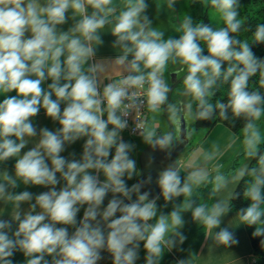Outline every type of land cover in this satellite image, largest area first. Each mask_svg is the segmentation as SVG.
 <instances>
[{
    "label": "clouds",
    "instance_id": "clouds-1",
    "mask_svg": "<svg viewBox=\"0 0 264 264\" xmlns=\"http://www.w3.org/2000/svg\"><path fill=\"white\" fill-rule=\"evenodd\" d=\"M176 2L166 0L164 6L171 9ZM208 3L222 27L194 24L185 15L179 38L165 39L162 30L151 26L146 0H123L117 15L113 0H0V162L15 159L14 174L0 171V204L11 206L10 219L0 218V264H17V253L24 257L21 264H100L105 253L111 264H137L141 244L144 264H161L165 249L186 240L182 213L189 210L217 244L239 245L235 232L221 227L231 211L227 201L192 207L193 185L206 181V171L195 170L182 180L179 169L169 164L159 173L164 201L185 197L168 213L160 211L159 197L149 199L150 192L142 191L151 177L127 183L137 175V161L130 156L134 145L121 134L140 92L150 112L166 106L169 119H182L177 106L169 103L170 85L164 79L170 61L186 66L183 94L198 102L197 119H211L218 109L223 120L229 110L244 120V153L256 163L237 173V179L252 176L244 192L250 203L237 215L241 224L254 227L253 237H264V136L257 123L264 117V94L249 90L257 74L264 88V59L252 50L253 44L264 43V22L256 24L251 42L237 39L233 34L245 23L240 0ZM69 10L74 23L63 30L58 26L67 23ZM109 24L113 47L121 50L114 65L129 74L101 90L107 68L94 57L103 44L101 30ZM220 79L229 84L227 102L210 103V90ZM42 109L58 128L37 130L33 118ZM179 131L178 124L159 134L155 127H143L142 137L151 148L168 151ZM33 138L34 146L22 151ZM81 140L79 158L75 152L62 155ZM21 184L48 190L16 191ZM226 185V177L216 175L213 193Z\"/></svg>",
    "mask_w": 264,
    "mask_h": 264
},
{
    "label": "crops",
    "instance_id": "crops-1",
    "mask_svg": "<svg viewBox=\"0 0 264 264\" xmlns=\"http://www.w3.org/2000/svg\"><path fill=\"white\" fill-rule=\"evenodd\" d=\"M44 0H41V3H43ZM113 6L116 7L117 11L114 15H117L119 11L123 7V0H113ZM92 10L89 9V12ZM68 21L64 25L58 26L62 28L63 30H67L69 27H71L74 23V20L72 19V12L69 10L68 12ZM114 20V16L111 18ZM152 26V25H151ZM101 38L103 40V44L97 47L96 56L94 57V61L102 62L106 65V73L101 76V90L107 80V78H118L124 74H127V70L124 67H116L114 65L115 57L121 54V50L119 47H113V43L115 40V37L111 34V25H106L104 29L101 30ZM131 57H129L130 59ZM92 61H90L91 63ZM119 73V75H117ZM51 83V80L45 81L44 87H47V84ZM9 95H15V93H10ZM4 99L3 95H0V101ZM63 107V105H62ZM106 118V114H105ZM149 118L146 113V120ZM33 123L37 127V130H39L42 127H47L49 130H55L59 127L57 122H53L50 118H47L45 116V113L43 109L41 112L33 118ZM111 127V126H110ZM146 127V123H145ZM222 130L225 131V133H231L230 130H225L223 125L221 123H215L213 127L205 132L204 134V141L202 142L203 149H207V153L204 154H198L195 158L191 159L192 155L195 153V150L192 151L195 148H189V151L186 153H179L177 156L178 160V169L179 174L183 179H186L188 175L195 171V170H205V168L201 165L204 164L203 161L205 160V164L210 163V159H206V155L213 154V160H214V154L215 152L212 151L211 146L215 143L216 138V132L215 130ZM143 130L140 134L131 136L124 132H122V138L125 142H129L132 145H134V148L130 152V156L137 161V175L134 176L132 180H128L127 183L129 186H131L133 183H136L139 177L140 173V163H139V155L143 148L147 145L142 137ZM35 139L33 138L30 140V143L26 147V149L22 151H26L29 148L34 146ZM190 139V138H189ZM187 144V143H186ZM185 144V145H186ZM82 145L83 140L76 142L75 144L68 146L66 151L62 153L64 156H68L70 152L76 153V158H79L82 154ZM184 148V147H183ZM183 150V149H182ZM182 154V155H181ZM211 154V155H212ZM191 159V160H190ZM216 159V156H215ZM249 158L244 160L242 163L237 164L236 166L232 165L229 169L220 171L219 169H206L207 173V179L205 182L201 183L199 186L194 185L193 187V195L191 197L192 201V207L194 208L198 204H204L207 206H211L212 204L216 203L217 201H227L229 200V196L239 181L237 179V173L241 168H244L247 163L249 162ZM209 161V162H208ZM14 163L15 159H10L7 162H0V171L7 170L10 174H14ZM236 163V162H235ZM189 165V168L187 166ZM234 164V163H233ZM223 175L227 179V185L226 187H223L220 191L213 193V182L211 184L208 183V180L210 179L209 176L212 175L213 179L216 175ZM59 176V174H57ZM210 186V194L208 201L205 202L201 198L200 191L204 186ZM28 190L32 192L33 194H39L40 192L47 191L48 189L39 187V186H25L23 184L20 185L16 191H24ZM157 197H161V192L158 194ZM109 197L105 200V205L107 204ZM159 199V198H158ZM157 199V201H158ZM178 199L181 203L184 202L185 197L183 196L174 198ZM164 201V199L158 204L161 206V203ZM34 202V201H33ZM158 206V207H160ZM22 207L27 210L28 204L22 205ZM163 207V206H162ZM11 206H4L0 204V213H5L2 217L3 219H10V213ZM172 209L168 206L165 209H161V212L168 213ZM238 213L231 210L227 215H225L222 218V224L221 227H229L231 230L235 232L236 237L239 240V245L233 246L231 248L226 247L224 245H219L214 239V236L211 234H208L207 231L204 229L203 225L200 223L193 224L191 220L189 219L190 216V210L187 211V218L184 219V226L181 229L182 233L186 236V240L183 242V244L177 243V246L171 250H169L171 262L170 264H176L178 261H183L184 264H249V261L251 257L253 256L252 252V246L249 240V236L247 233V230L245 228L244 224H241L238 218ZM83 215V208L81 209V212L78 213V218L82 217ZM191 227V228H190ZM219 231V229H214L213 233ZM191 243V244H190ZM105 259L100 262V264H111L110 257L107 253L104 254ZM145 256V252L143 251V247L141 244V251H140V259L137 261L139 262L141 259H143ZM17 264H21V262L24 260V257L21 253H17L14 257ZM140 264V263H139ZM264 264V261L263 263Z\"/></svg>",
    "mask_w": 264,
    "mask_h": 264
},
{
    "label": "rangeland",
    "instance_id": "rangeland-1",
    "mask_svg": "<svg viewBox=\"0 0 264 264\" xmlns=\"http://www.w3.org/2000/svg\"><path fill=\"white\" fill-rule=\"evenodd\" d=\"M194 2L196 3V6L194 5ZM146 3L148 4L146 15L151 20L152 27L159 28L160 30H162L164 32L165 39H167L168 37L179 38L180 32H178L177 29L180 27V20H182L185 15H188V13L190 12L189 10H191L194 6H195L193 8L194 14H201L206 12L211 23H213L214 25L223 24V22L219 19L218 14L214 11V9H211L208 0H177L176 4L171 9L164 6L166 4V0H146ZM177 68L178 69L176 70L167 69L164 73V79L169 85L171 83L170 74L172 72H175L176 77H179L187 71L186 66H181ZM183 80L184 78L181 79L173 88L169 103H172L177 106V108L179 109L178 116L182 117L186 127L188 142L184 146L181 153L183 154L186 153L187 151H189V148L191 149L195 148L192 150V151L195 150V153L191 157V159H193L198 154L205 155L207 153V149L206 150L203 149L201 145L202 142L204 141L205 129L203 128L195 129L190 127V123L193 121L191 98L190 96H186L183 94L184 93ZM165 107H162V109L158 112H150L149 110H147V116H149V118L146 120V127H155L158 134L169 131L170 124L172 125L173 129L177 127V124L178 125L180 124V120L177 122L169 119V114L165 110ZM257 123L261 126L262 136H264V117H261V120L258 121ZM223 127L225 128V130H230L224 125ZM215 132H216V138L214 140L215 143L212 144L211 149L212 151L215 152L214 155L216 156V159L214 156V160L213 158H211L210 163L207 164H205V160H204L203 161L204 164H201L205 168L204 171H206V169H219L220 171L227 170L230 168V166L232 165L236 166L237 164H240L247 159L244 153V145H243L244 133L242 129L239 130L238 132H233L232 130H230L231 133H229V131L228 133H225L223 129L222 130L216 129ZM211 156L213 157V154ZM187 166L189 168L188 164ZM209 177L210 179L208 180V183L211 184L213 182V177L212 175ZM162 200H163V196L161 195V197H159L157 201V205ZM181 204L182 203L178 201V199H173L172 202L163 201L161 203V206L160 205L158 206H160L159 209L161 211L162 208L165 209L167 206L173 209L174 207L180 206ZM182 216H184V219L187 218V211H184L182 213ZM189 219L191 220L192 225L194 223L195 224L199 223L198 221L193 219L191 211H190ZM170 262H171V258H170L169 250L165 249V254L163 256L161 264H170ZM139 263L144 264V258L141 259L139 262H137V264Z\"/></svg>",
    "mask_w": 264,
    "mask_h": 264
},
{
    "label": "trees",
    "instance_id": "trees-1",
    "mask_svg": "<svg viewBox=\"0 0 264 264\" xmlns=\"http://www.w3.org/2000/svg\"><path fill=\"white\" fill-rule=\"evenodd\" d=\"M194 5L196 6V3L194 2ZM194 6V7H195ZM193 7V8H194ZM193 8L189 10L190 12L188 15H190L193 18V23H198L200 21H203L205 24H209L213 28L222 27L221 25H214L210 22L206 12L201 14H194ZM240 13L241 18L245 21L242 29L240 32L233 34L237 39L244 40L248 39L251 42V37L253 32L255 31V26L259 22H264V0H240ZM181 23V20H180ZM204 47V45H201ZM252 50L254 53L260 57L261 59H264V43L261 44H253ZM204 54L207 55V49L204 48ZM179 62L173 64L171 61L169 62L167 69H178L177 67H181ZM227 67V63L224 64V68ZM187 70V69H186ZM187 75V74H186ZM185 75V76H186ZM184 76V77H185ZM183 77V78H184ZM259 89L262 94H264V88H260L259 85V75L253 76L249 82V90L253 89ZM214 93V95L210 96L209 102L215 104L217 100H220L222 103H226L228 99V91H229V84L223 82L222 79L218 80L216 85L213 87V89L210 90ZM191 98V109L193 114V121L190 123L191 128L199 129L203 128L205 129V132L209 131L215 123H221L228 129L232 130L233 132H238L239 130L243 129L244 127V120L234 118L232 116L231 111L229 110L227 115L228 119L223 120L219 116V110L217 109L213 117L208 120H202L197 119L196 113L198 111L197 104L198 102ZM146 123V120H145ZM261 150L264 151V144L261 145ZM256 161L254 159H250L247 167L251 168L255 166ZM252 180V176L249 174H245L242 178L239 179L235 187L233 188L228 203L230 204L231 210L235 212H239L241 208L247 207L248 203L250 201L247 200V198L244 196V192L246 188L249 185V182ZM201 198L207 202L210 194V186H204L202 190L200 191ZM245 228L247 230L249 240L252 246V252L253 257L257 259V261L261 264L264 261V246L260 245V240L264 239V237H253L252 232L254 231V227H249L245 225Z\"/></svg>",
    "mask_w": 264,
    "mask_h": 264
},
{
    "label": "water",
    "instance_id": "water-1",
    "mask_svg": "<svg viewBox=\"0 0 264 264\" xmlns=\"http://www.w3.org/2000/svg\"><path fill=\"white\" fill-rule=\"evenodd\" d=\"M177 17V16H176ZM187 74V71L179 77H176L175 72L170 74V92H169V100L171 97V92L176 84L183 79V77ZM173 127L170 124V130ZM179 136L175 141L170 150L164 151L159 148L153 149L148 144L143 148L139 155V163H140V173L138 177V181L146 180L148 177H151V182L144 185L142 191L150 192L149 199L155 198L161 192L157 180L159 173L169 164H172L174 167H178L177 156L182 151L185 144L188 142V136L186 133V127L183 119H180L179 124Z\"/></svg>",
    "mask_w": 264,
    "mask_h": 264
},
{
    "label": "built area",
    "instance_id": "built-area-1",
    "mask_svg": "<svg viewBox=\"0 0 264 264\" xmlns=\"http://www.w3.org/2000/svg\"><path fill=\"white\" fill-rule=\"evenodd\" d=\"M128 74L129 73L124 75H128ZM120 77L107 78L105 84L111 82L112 80L119 79ZM146 87L147 85H145V89ZM130 91H138V90L133 89ZM125 103H129V101L126 100ZM147 110L148 108L146 106V103H144L143 92L141 91L140 96L136 99V101L132 104V106L128 110L129 114L127 117H125L128 121V126L123 132L131 136L140 134L143 130V127H145ZM249 264H260V263L257 261L256 258L252 256L249 261Z\"/></svg>",
    "mask_w": 264,
    "mask_h": 264
}]
</instances>
